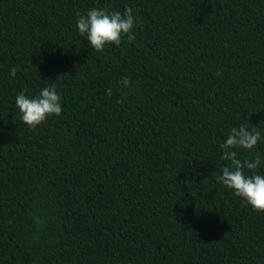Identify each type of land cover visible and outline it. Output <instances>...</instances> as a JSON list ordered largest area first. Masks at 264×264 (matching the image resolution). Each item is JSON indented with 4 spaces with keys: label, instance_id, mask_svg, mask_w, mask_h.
I'll list each match as a JSON object with an SVG mask.
<instances>
[{
    "label": "trees",
    "instance_id": "16d2710c",
    "mask_svg": "<svg viewBox=\"0 0 264 264\" xmlns=\"http://www.w3.org/2000/svg\"><path fill=\"white\" fill-rule=\"evenodd\" d=\"M125 7L134 41L79 35ZM53 83L32 129L15 97ZM241 125L264 161V0H0V264H264V212L217 180Z\"/></svg>",
    "mask_w": 264,
    "mask_h": 264
},
{
    "label": "clouds",
    "instance_id": "9594fccd",
    "mask_svg": "<svg viewBox=\"0 0 264 264\" xmlns=\"http://www.w3.org/2000/svg\"><path fill=\"white\" fill-rule=\"evenodd\" d=\"M76 28L82 37L98 52L103 53L105 46L113 44L119 46L124 36L129 42L135 40L133 32L136 17L131 7L121 11H108L105 8H92L86 14L77 13ZM18 68L12 67L10 75L15 76ZM122 86L129 87L131 80L124 77ZM55 83L42 88L34 97L27 96L23 91L15 97V105L21 113V120L30 128L35 129L49 116H60L62 113L61 95L56 90ZM111 95V89L106 90ZM261 132L257 129L249 130L244 125L231 128L224 143L220 159L227 161L217 180L225 187L232 189L234 195L242 198L256 211L264 212V174L255 170L264 163L259 155L252 160L241 161L233 149L243 148L251 151L260 141ZM245 169L252 174H245Z\"/></svg>",
    "mask_w": 264,
    "mask_h": 264
}]
</instances>
